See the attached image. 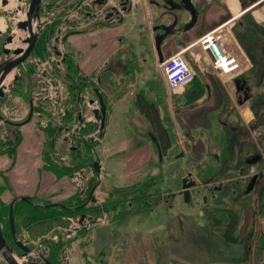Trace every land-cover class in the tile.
<instances>
[{"label":"crops","instance_id":"1","mask_svg":"<svg viewBox=\"0 0 264 264\" xmlns=\"http://www.w3.org/2000/svg\"><path fill=\"white\" fill-rule=\"evenodd\" d=\"M181 2L129 0L121 22L83 20L87 26L65 38L73 68L101 84L107 105L104 127L92 147L100 163L96 188L107 196L114 187L127 186L139 180V174L150 172L157 147L150 133L147 140L134 127L138 116L146 118L135 95L141 93L151 101L146 93L153 74L160 76V62L179 49H184L195 79L167 93L161 78L166 99L181 102L177 114L184 127L195 129L186 138L200 140L193 151V167L203 180L190 188V201L183 199L180 204L176 194L146 214H130L118 229L108 220L92 223L85 232V243L77 246L76 239L69 249L79 254L78 264H264V164H260L264 163V0H194L196 20L187 29L190 13L176 7ZM222 24L226 27L225 51L238 62L232 71L214 70L210 53L197 43ZM164 33L157 52L155 36ZM137 61L141 70H136ZM129 62L134 63L133 70L110 74L117 73V66L128 67ZM240 75L251 95L241 103L244 92L236 86L233 91L234 78ZM112 76L116 81L109 79ZM141 86L145 92L139 90ZM133 110L134 120L128 117ZM38 130L32 116L19 126L13 152L0 153L3 203L26 196L37 204H53L68 200L77 191L70 175L56 174L44 166V138ZM188 156L186 150L176 154L187 164ZM247 172L256 173L257 179L243 195L232 185L217 188L212 182L223 173ZM102 180L107 190H101ZM198 189L200 196L194 194ZM76 246L80 250L73 252Z\"/></svg>","mask_w":264,"mask_h":264},{"label":"rangeland","instance_id":"2","mask_svg":"<svg viewBox=\"0 0 264 264\" xmlns=\"http://www.w3.org/2000/svg\"><path fill=\"white\" fill-rule=\"evenodd\" d=\"M49 1L50 2L48 3L47 6L53 7V9L51 11L52 13L50 15H48L46 13H44V15H43V12H42V14L41 13L39 14V17H42V21L44 23L48 22V25L50 24V21L52 20V18L55 16V12L62 10L63 11L62 14L66 13V11H65L66 9L63 10V6H62L63 4L59 3L61 1H59V0L58 1L49 0ZM58 4H60L62 7L59 8ZM18 5H21V4L18 3ZM24 5H25V3L22 4V6H24ZM14 6H15V4H11L10 6H7V9L0 8V18H3L4 19L3 22L7 25L6 30L8 32L11 31V33L14 34L13 42H11V43H14L15 45H13L12 47L23 45L22 43L18 44V42H17V41H19L18 34L22 33V31H20V30H18V28H16L15 18H18V16L20 14L16 15L13 12V10L15 9ZM23 11H24V9H23ZM72 16H73L72 17L73 19L78 17L77 14H75V13ZM99 18H101V16ZM60 20H67V19L63 18ZM39 21H40V18H39ZM82 21H80V22L75 21L74 23H70V24H65L66 22L62 23L61 21H59V22H60V24H62V26L64 25V27L69 29L71 27L72 28H80V27H83L82 25L87 26V23H82ZM21 36L24 37L23 34H21ZM3 39H4V36L1 35L0 41L1 40L4 41ZM19 42H21V41H19ZM60 44H62V43H60ZM9 46H11V45H9ZM128 52H131V50ZM142 55H145V51L143 52ZM148 57H150V54L148 55ZM4 58H7V56H4V54H0V61ZM149 63H150V61H149ZM130 64L132 65V67ZM133 64L134 63L129 62L128 67H126V68L117 66V68H116L117 73L116 74L110 73V74H112L114 76L119 75L118 72H120L121 70L125 72V70H127V69L130 70L132 68V70H133V68H135V67H136V70L142 69V66H140V61H137L135 63V67H133ZM136 64H137V66H136ZM160 74H161V72H160ZM161 75L159 76L157 74V72H155L153 74V77L151 78L152 83L149 84L151 86L150 87L151 89L148 93H146V96L151 101H153L157 110L161 114L163 121H164L166 127L168 128L169 134L171 135L173 146L169 149V151H167V154L165 156H163L161 158V160H159V158H158V155L156 153L157 150L154 149V156L152 158L153 159V161H152L153 165H152L151 170L148 173V175L160 174L162 176V184H166L163 181L167 182V181H170V179H171V182H169V187H170L171 192L166 193V194L162 193L161 198L159 199L161 202L164 201V203H162V205L163 204L165 205L166 202L169 203L168 202L169 198L172 197L173 195H176V194L180 198L179 200H181V203L180 202L179 203L182 204V202H184L182 192L180 191V187H181L180 182H181L182 177H189L188 180L193 179L195 181V185L203 183V180L198 175L196 169L193 167L194 163H195V155H194L193 151H195L196 145H198V144L200 145V140L197 139V142H196V138H194V137H189V139L186 138L187 135L193 136L195 134L194 133L195 129L189 130V131L186 130L182 121L180 120L181 116L179 114H177V110L182 108L181 102H177L176 100H174L173 97L170 100L166 99V93H165V89H164L163 80L161 78ZM76 78H77L76 82L81 84V85L85 80L90 79L89 77H85V76L79 77V75H78V77L76 76ZM91 79L89 80V81H91L90 82L91 87L97 86L99 88L101 86V84H99L95 80V78H91ZM109 79L115 80V78L113 76L111 78L109 77ZM9 81L10 82L12 81L11 77H10ZM63 81H64L65 88L67 90V85H69V84L65 79H63ZM8 86H10V84ZM129 86H130V84H129ZM66 90H65V93L63 95V97H64L62 100L63 104L69 103V102L74 100V98L72 99V97H71V93L70 94L66 93ZM90 90L91 89L86 90V91H82V93L85 95V97H84L85 101H88L87 97H91V98L93 97L95 99V102H97L96 95L93 93L92 90L91 91ZM139 90L142 92H145V89L142 86L140 87ZM233 91L235 92V85H233ZM102 94L104 96L103 92H102ZM32 95H33V93L32 94L28 93L27 96L29 98ZM104 98H105V96H104ZM0 101H2V99ZM235 101H236V99H235ZM40 109H42V108L39 106V104L37 106H34L35 114L33 113V119L35 121L37 119L36 118L37 117L36 111L40 110ZM200 112H202V111H200ZM128 117L133 118V120L135 119L134 110H133V112L132 111L129 112ZM233 117H235V116H233ZM138 118L140 120H137L136 124L133 123L134 127L138 132H140L142 134V136L144 138L149 140V133L151 134V132H152L151 127H150V123L148 122V120L146 118L144 120L141 119V116H138ZM236 120L237 119H235V123L238 122ZM37 124H38V121H37ZM0 125L2 127L4 126L3 123ZM1 130L2 129L0 127V145H3L4 133ZM40 133L42 134V132H40ZM96 136H97V134H96ZM184 136H185V138H184ZM95 141L91 144V147H93ZM44 144H46V143L44 142ZM46 146L47 145L44 146V149H46ZM185 150L189 155L187 158L188 164L186 163L185 160H173L172 155H174L175 153L181 152V151L185 152ZM71 155H73V154H71ZM45 157L47 158V163H48L49 162L48 157L47 156H45ZM88 158L90 160H92V159L94 160V158H96L93 150L91 151L90 157L87 156L85 159H88ZM81 159H83V158H81ZM67 160L70 161V157H68ZM84 161L87 162L88 160H84ZM260 164H262V165L264 164L263 160L261 161ZM153 166H154V168H153ZM69 172H71V171H69ZM189 172H190V174H188ZM65 173H67V172H65ZM85 173L87 174V177L83 180L82 188H84V187L86 188V193H85L84 197L83 196L79 197V199L81 201H82V198L85 200L87 199V197H88L87 194H88L89 190L91 189V187L94 186L95 183H98L96 171L93 169V167H92V169H89V170L87 169ZM240 174L223 173V174L216 176V178L214 180H212V182L214 183V185L217 188L221 187L222 185H224V186L225 185H232V187L234 188V191H236V193L243 195L245 185H247V183L249 182V180L251 179L253 174H249V172H247V174H241V175ZM145 175H146V173L139 174L138 179L141 181ZM174 175H177V178H178V180L175 181L176 183L174 182V179H172V178H174ZM242 175H245V176L242 177ZM260 175H261V173L258 176H260ZM230 177H233V178L228 179ZM233 179H234V181H232ZM102 182H103V180H102ZM233 182H235V185ZM236 183H239L240 185H238ZM101 184H102L101 190H102V188H103V190H107V186L104 184V182ZM162 189L164 190V188H162ZM194 194H196V196H198V195L200 196L202 194V192H201V190L198 189V191L194 192ZM194 194H193V196H195ZM211 194L212 193H209L208 196H211ZM93 195L95 196L96 201H89L84 207H82L80 209L72 210L71 208H73V206H72L73 201L72 202L64 201L63 206L66 207L68 210H65V208L61 207L60 212H58L56 210L61 215L57 216L54 220L44 221V222H42V224H41V222L34 221V222L30 223L29 225H27L26 227H24L25 225H24V223H22L21 217L19 220L17 219V217L16 218L14 217L15 224L18 226V227H15V234H16L17 238H22L21 234L25 235L26 239H22V240H26V244L28 246H30L31 248L37 249L38 251H40L42 253V255L45 258H47L51 262L53 261V263H55V264H78L79 254L76 253L74 255V254L69 252V249L72 245V242L74 240L78 239L79 242H76L78 244V245L77 244L76 245L77 246L83 245L85 243L83 241H86V233L85 232L89 228L92 227L91 226L92 223L102 222V220L103 221L104 220L110 221V223L114 225V228L118 229L120 227V225L123 224V222L125 221L126 218L124 216H119V214H117V213L120 209L126 208V206H125L126 202L125 201H126V199L128 200V198H131V195L128 197H125L124 202H122L120 205L115 206L116 209L114 208V210H106V208L103 207V204H104L105 200L108 199V197L103 192H100V189H98V188H96V191H94ZM112 198H114V201L121 200L119 196H113L110 199H112ZM191 198H192V196H190V199ZM133 202H134V200H133ZM127 209H130V208L127 207ZM5 213L6 212L4 209L3 215ZM14 219H13V224H14ZM77 219H78V221H76ZM20 220H21V222H20ZM1 224L3 225L4 229L7 228L4 223H1ZM149 224H147V225H149ZM151 224H153V222ZM20 225H21V227H20ZM10 234H11V231H10ZM11 237H12V234H11ZM11 243H12L14 249H16L17 252H19V249L13 243V239H11ZM77 246L72 249L73 252H78V250H80V249H78ZM66 255H68L70 259H68V256H66ZM100 257L103 258L102 255ZM0 264H7L4 261V259L2 258L1 254H0Z\"/></svg>","mask_w":264,"mask_h":264},{"label":"flooded vegetation","instance_id":"3","mask_svg":"<svg viewBox=\"0 0 264 264\" xmlns=\"http://www.w3.org/2000/svg\"><path fill=\"white\" fill-rule=\"evenodd\" d=\"M2 1L3 0H0V8L7 9V6H10L11 4H15L16 2L22 0H6L5 3H2ZM23 1L26 4L22 7V11L24 9V13H25L28 7V0H23ZM53 1H58V0H53ZM59 1H61L59 3L63 4L62 5L63 10L66 9L65 10L66 13L62 14L63 13L62 10L55 12V16L52 18L49 25L48 22L45 23L43 21L40 22V26L37 30L36 41L32 45L29 54L10 73L11 74L10 77L12 78V81L11 82L9 81L11 83V87L8 89L10 90L8 91L5 90L6 92H4V95L0 97V100L2 99V101H0V119H2V123L4 125L1 131L4 133L3 143H5L6 139L15 138L17 136L18 128L21 124L15 125L14 123H18L24 120L30 111V107H32L31 117L33 116L34 106H33V100L31 98L32 96L28 98L27 95L28 93L29 94L37 93L38 84L40 82V80L36 77V71L38 65L41 63V61H44L46 64H50L49 55L55 54L57 56H60L59 58L60 64L58 65V67H56L58 70L55 76L61 77L64 93L66 88L63 79H65L68 82L69 85H67L66 93L68 94L71 93V97L72 99L74 98L73 100L74 102L71 101L69 103L63 104V102L61 101L59 107L57 108H51L49 105L43 103L39 105L42 109L37 110L36 114L38 121V129L40 132H42L44 142L46 143L44 144V146L47 145L46 149H44L45 151L44 157L47 156L49 161L47 164H52L55 166L57 165L58 167H62L64 169L66 168L67 172L71 171L67 175L71 176L77 170L82 169L86 171L87 169L88 170L92 169L93 159L90 160L89 158L88 159L85 158L87 157V155L91 154L92 151L91 144L95 140H97L98 135H100L101 132L97 128L98 119L94 116L93 113L94 108L97 107V102H95V99L93 97L92 98L87 97V100L93 99L92 103L85 101L84 99L85 95L82 93V91H86L89 89L93 91V87H97V86L91 87V83H90L91 81H89L91 78L89 80L88 79L85 80L82 83V85L76 82L77 81L76 76L78 77L79 75V77H83V75L78 73L73 68L72 59L69 54L70 52L67 51L64 42L67 34L73 32V30L64 28V25L62 26V24H60L59 21H61L62 23L66 22V24H70V23H74L75 21L80 22L82 20H86L87 18L98 19V17H100L99 7L103 5L104 6L108 5L109 3L110 5L109 10H111L116 8V5H120L121 2L124 1L123 7H125V10H127L129 8V0H106L103 3H95L93 2V0H59ZM49 2H50L49 0L40 1L39 9H38L39 14L40 13L42 14L44 9L48 7L47 5ZM58 6L59 8L62 7L60 4H58ZM14 8H15L13 10L14 13L17 10L21 9L19 5H15ZM109 12L112 13V11ZM74 13L77 14L78 17L73 19L72 15ZM63 18L67 20H60ZM0 20L4 21L3 18H0ZM19 20L21 19L16 20L15 18L16 28H17V22ZM6 28H7L6 24L3 28H0V36L1 35L4 36L3 39L4 41L2 40L0 41V54H3V48L5 47L10 49L14 48L7 45L13 42L14 34H12L11 31L8 32ZM9 35L12 37V40L10 42L6 41V37ZM22 47L24 48L25 46L22 45ZM10 54H11V50L8 55ZM68 61H70V64L72 66H68ZM14 76H17V79L13 80ZM240 90L241 92L243 91L242 89ZM100 92L102 94V91ZM93 93L95 94L94 91ZM102 97L104 100L105 98L103 94ZM106 113H107V105H106ZM67 135H71L73 138L71 145H68L67 143V138H68ZM64 154L68 155L67 158L65 157ZM68 157H70V161L67 160ZM81 158L88 161L86 162ZM94 160L97 159L94 158ZM183 178L189 179V177H182V179ZM96 186L97 183H95V185L91 187V189L87 194L88 197L86 200L82 198L83 202L81 203V207H84L89 201H96V198L93 195ZM180 191H182V187H180ZM76 193H78L81 197L82 196L84 197L86 193V188L84 187L77 189Z\"/></svg>","mask_w":264,"mask_h":264},{"label":"trees","instance_id":"4","mask_svg":"<svg viewBox=\"0 0 264 264\" xmlns=\"http://www.w3.org/2000/svg\"><path fill=\"white\" fill-rule=\"evenodd\" d=\"M68 66H72L70 64V61H68ZM135 99L139 111L146 117V119L150 123L151 131L157 139L158 147L162 157L165 156L167 154V149L172 144V139L170 138L171 135L170 136L168 135L169 134L168 129L163 125V122L159 117L155 104L152 101H148L141 93H137L135 95ZM18 135L19 134H17V136L14 138V142L12 145L10 146H5L4 144L0 145V153L1 152L12 153L16 144L18 143L19 140ZM176 154L177 153L172 155L173 160H180V158L176 157ZM87 156L90 157V155ZM46 160L47 158L44 157V166L53 170L54 172H56V174L60 175V174L69 173L66 171V168L64 169L62 167H58L57 165L55 166L52 164H47ZM172 179H174V182L178 180L177 175H174V178ZM163 182L166 184H162V176L160 174L148 175L147 173L141 181L136 180L127 186L114 187L113 189H111L107 195L108 199L105 200L103 207L106 208V210H114L116 205H120L122 202L125 201V197L131 195V198H128V200L126 199L125 201L126 208L120 209L117 214H119V216H124L125 218H127L132 213L146 214L158 204L162 193L166 194L171 192L169 187V182H171V179L170 181L167 182L163 181ZM2 188L3 185H0V191L2 190ZM162 188H164V190ZM113 196H119L121 200L114 201V198L110 199ZM79 197L80 195L75 192L72 195V197L69 198V200H66L69 202L73 201L72 204L73 208H71L72 210L82 208L81 207L82 201L79 199ZM63 202L49 204L48 206L44 207L42 206V204H48V202L37 204L32 202L30 198H28V200H21V199L14 200L13 208H12L13 219L14 217L15 218L17 217V219L19 220L21 217L22 223H24L25 225L24 227H26L27 225H29L34 221L41 222L42 224V222L44 221L54 220L57 216L61 215L60 213H58L61 211V207L65 208V210H68L66 207L63 206ZM8 205H9L8 203H3L0 199V229L6 241H8L10 245H12L11 243L12 237L10 234V227L8 220ZM127 207H129L130 209H127ZM4 209L6 213L3 215ZM1 223H4L7 228L4 229ZM14 226L18 227L15 224V219H14Z\"/></svg>","mask_w":264,"mask_h":264},{"label":"water","instance_id":"5","mask_svg":"<svg viewBox=\"0 0 264 264\" xmlns=\"http://www.w3.org/2000/svg\"><path fill=\"white\" fill-rule=\"evenodd\" d=\"M6 0H3L2 3H5ZM41 0H28V7L25 12V16L23 19L19 20L17 22V28L18 30L22 31L23 38L21 37V33L18 34V39L21 41V43L25 46L24 48L22 46H16L12 49L10 48H3V54L4 56H8L7 58H4L0 61V97L4 95V91L7 88L11 87L8 86L7 84H4V80L8 74H10L15 67L20 64L25 57L29 54L30 49L32 48V45L36 41L37 38V30L40 26V21H39V4ZM106 0H93L95 3H103ZM181 4L176 7H181L187 10L190 13V20L189 22L184 26V29L189 28L190 26L193 25V23L196 20V9L193 5L194 0H181ZM124 1L121 2V8L122 10H125V7H123ZM111 15L110 12H108L105 15V18H108ZM123 20V17L120 16V18L117 20L118 22H121ZM166 30H168L166 28ZM167 33V31H166ZM159 34L155 36L154 39V45L159 52V47H160V42L163 38V36L166 34ZM12 40V37L9 35L6 37V41L10 42ZM11 50V54H9ZM58 52V51H57ZM17 79V76L13 77V80ZM234 84L236 86V89H242L244 91L243 97L239 99V103L242 102L243 99L249 98L251 95L248 94L246 91L249 90V87L245 85V80L244 78L240 75L238 77L234 78ZM245 89V90H244ZM93 91L95 92L97 96V107L94 108L93 113L94 116L98 119V124L97 128L102 131L104 127V122H105V114H106V104L103 100L102 94L99 91L98 87H93ZM89 103L93 102V99L88 100ZM32 114V107H30V111L27 115V117L22 120L21 122L14 123L15 125H20L25 122H27ZM150 139L153 141V143L156 145L157 150H158V158L161 160L162 155L158 147V142L156 137L153 134H150ZM92 167L93 169L98 172L100 168V163L98 160H93L92 161ZM257 179V174H253L251 179L249 180L245 191L248 192L250 191ZM195 185V181L193 179L188 180L187 178H183L181 182V187H182V195L183 199L185 201H189L190 199V188ZM19 199L21 200H28V197L26 196H20ZM15 199L10 201L8 205V220H9V227L10 231L12 234V239L13 243L15 246L19 249V252L14 249L13 246H11L8 241L4 238L2 235L1 229H0V254L4 261L7 264H55L45 258L40 251L34 248H30L28 245H26L21 239L17 238L15 234V226L13 224V215H12V205ZM51 204V203H50ZM49 204H42V206L46 207ZM78 221V219L76 220Z\"/></svg>","mask_w":264,"mask_h":264},{"label":"built area","instance_id":"6","mask_svg":"<svg viewBox=\"0 0 264 264\" xmlns=\"http://www.w3.org/2000/svg\"><path fill=\"white\" fill-rule=\"evenodd\" d=\"M18 3L21 4L19 5L21 9L17 10L15 14L16 15L23 14V16L21 17L19 15L18 18H16V20L23 19L25 14L24 11H22V7H23L22 4L24 3V1L23 0L18 1L15 3V5H18ZM109 6L110 5L108 3V5L105 6L103 5L99 7L101 18L99 17L98 19L87 18L86 20L91 21L92 23L117 21L120 18V16L124 17V14L129 9L128 8L127 10H122L120 5H116V8L109 10ZM104 7L107 8V11L106 8ZM52 9L53 7L48 6L47 8L44 9L43 15L44 13L50 15L52 13L51 12ZM109 11H112L111 15L108 18H105V15ZM39 18L41 22L42 17ZM82 23L84 22L82 21ZM82 26L84 27V25ZM83 27L80 28L71 27L69 29L76 31L83 29ZM225 33H226V27L224 26V24H222V25H218L217 27L213 28L212 30L202 35L199 39H197V43L206 50H208V52L210 53L211 65L212 68L216 71H232L238 68V62L235 56L225 51L223 45V37ZM59 58L60 56L52 54L49 55L50 64H46L44 61H41V63L38 65L36 71V77L40 80V82L38 84L37 93H33L32 95L33 97H31L33 100V106H37L38 104L40 105L45 103L49 105L51 108H57L59 107L61 101L63 100L64 89L62 85V80L60 76L58 77L55 76L58 70L56 67H58V65L60 64ZM160 66H161V74L165 82L167 93H172L179 87L190 82L194 77V71L184 56V49H179L173 52L172 54H170L168 57L164 58L160 62ZM1 122L2 119H0V124H2ZM0 127L1 129H3L1 125ZM67 136H68L67 143L68 145H71L73 138L71 135H67ZM13 142H14V138H9L6 139V142L3 144L5 146H10L13 144ZM64 155L67 158L68 155L66 154ZM85 172H86L85 170L80 169L75 171L71 175V178L75 183L77 189H80L83 186V180L87 177V174ZM21 235L22 238L19 239L21 240L26 239L25 235L23 234ZM22 241L26 244V240H22Z\"/></svg>","mask_w":264,"mask_h":264},{"label":"bare ground","instance_id":"7","mask_svg":"<svg viewBox=\"0 0 264 264\" xmlns=\"http://www.w3.org/2000/svg\"><path fill=\"white\" fill-rule=\"evenodd\" d=\"M21 17L23 16V15H20ZM5 26V23H3V21H1L0 20V28H3ZM22 34V33H21ZM22 37V36H21ZM18 42V44H20L21 42H19V41H17ZM9 45H11L10 47H12L13 45H15L14 43H11V44H8V46ZM10 76H11V74H8L7 76H6V78H5V80H4V84H7V83H9V80H10ZM33 110H34V107H33Z\"/></svg>","mask_w":264,"mask_h":264}]
</instances>
